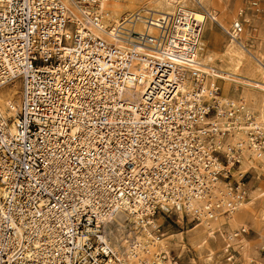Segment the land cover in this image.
Segmentation results:
<instances>
[{
	"label": "built area",
	"instance_id": "obj_1",
	"mask_svg": "<svg viewBox=\"0 0 264 264\" xmlns=\"http://www.w3.org/2000/svg\"><path fill=\"white\" fill-rule=\"evenodd\" d=\"M114 1L0 0V264H177L159 215L248 198L264 123L201 70V0L119 23ZM227 33L245 48L243 10ZM118 216L137 235L114 244Z\"/></svg>",
	"mask_w": 264,
	"mask_h": 264
},
{
	"label": "rangeland",
	"instance_id": "obj_2",
	"mask_svg": "<svg viewBox=\"0 0 264 264\" xmlns=\"http://www.w3.org/2000/svg\"><path fill=\"white\" fill-rule=\"evenodd\" d=\"M126 1L121 3L124 11L120 14L118 22L128 13L155 5V0ZM253 1H258L257 9L251 5ZM113 4L115 3L112 2ZM202 4V10L207 14V24L211 25L204 26L205 51L202 54L215 55L212 66L216 70H221L222 56L229 46L235 45L227 31L239 18L240 12L244 11V41L247 53L244 55V66L250 68L247 72L243 71L241 79L224 80L217 76H208V83L215 82L226 100H243L249 110L248 114L254 115L264 123V87L262 84L251 82V79L260 80L262 77H257V71L260 68L264 70V0H202ZM211 16L216 21H213ZM226 87H229V92H225ZM247 160L242 171L247 172L245 182L248 198L241 209L230 218H220L209 224L159 215L157 219L164 233L159 251L170 254L177 264H264V160ZM242 229L247 232L241 233ZM136 235L132 229L123 236L133 238ZM114 242L120 244L121 235Z\"/></svg>",
	"mask_w": 264,
	"mask_h": 264
},
{
	"label": "bare ground",
	"instance_id": "obj_3",
	"mask_svg": "<svg viewBox=\"0 0 264 264\" xmlns=\"http://www.w3.org/2000/svg\"><path fill=\"white\" fill-rule=\"evenodd\" d=\"M186 1L188 2V4L189 3L192 4L191 0H183L182 2L186 3ZM174 2H176V1H173V0H155L154 1L155 5L152 7L146 6L149 9L145 8V10H154L155 12H158V13L165 12L167 14H172L174 12V7H175ZM114 3L116 5L115 4L110 5V6H108V8L111 12V16L114 19V21H116V23H119L120 21L118 22V19L120 17V14L124 11V8H122L121 2L114 1ZM203 6H204V4H202V0H201L202 9H204ZM195 12H196V17L200 21L205 23V25H206L207 24V15L203 14L201 11H195ZM134 13H136V12L128 13V14H134ZM208 16H209V14H208ZM211 19H213V21L215 20L214 18H212V16H211ZM207 25L211 26L210 24H207ZM242 49H243V51H242ZM245 50L246 49L243 48L242 46H239L236 44L235 45L231 44L229 46L227 52H225L222 56L223 66L221 67V70H216L212 66V64L214 63V56L215 55L213 56L211 53L210 54L204 53V54L200 55V68L202 71H204V73L207 76H217L219 78H223L224 80H230L232 78H238V79L240 78L241 79V77L243 78V75H244L243 71L246 70V72H247V70H249V68H250L249 66H244V62L246 59V57H244V55L247 54L245 52ZM203 51H205V50L203 49ZM243 52H245V53H243ZM257 72H259L257 77H259V75H260L262 78H260V80L251 79V82L252 83L255 82L257 84L259 83V85L262 84L261 86L264 87V70L260 68V70H258ZM226 88L227 89H225V92H229L230 91L229 87H226ZM245 111L247 113H249V110L246 109V107H245ZM245 129L246 128H244L243 130L245 131ZM239 136H240L239 138H240V140H242V142L246 141L244 132L240 133ZM244 164H246V163L244 162ZM113 223L115 225L114 228L112 229L110 227L108 229V232L106 235V236L110 237L113 242L116 241V239H118V237H120V235H121V240L124 239L123 235H125L126 232H131V230L133 229V224L132 223L131 224L125 223L123 216L116 217L114 219ZM113 223H112V225H113ZM115 243L116 242H114V244Z\"/></svg>",
	"mask_w": 264,
	"mask_h": 264
}]
</instances>
